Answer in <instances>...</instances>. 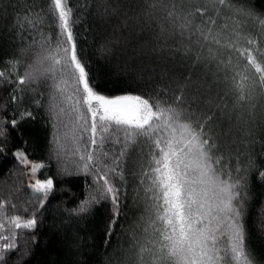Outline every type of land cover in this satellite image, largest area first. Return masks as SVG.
<instances>
[{"label": "trees", "instance_id": "obj_1", "mask_svg": "<svg viewBox=\"0 0 264 264\" xmlns=\"http://www.w3.org/2000/svg\"><path fill=\"white\" fill-rule=\"evenodd\" d=\"M68 3L78 53L97 92L109 98L158 96L168 104L183 94L181 103L191 105L186 116H213V154L222 157L216 167L223 179L230 174L237 184L240 195L234 203L246 249L254 264H264V90L258 74L236 50L259 48L264 53V0H227L225 6L217 0ZM197 8L203 14L196 13ZM170 11L175 15L169 17ZM188 12L194 13L188 17L191 24L182 29ZM249 38L256 44H247ZM58 39L51 0H0V71L6 74L0 78V264H138L140 246L151 247L149 241L158 239L151 226L157 210L146 193L150 180L144 175L156 150L141 137L121 157L123 132L105 134L102 151L95 146L94 163L99 161L101 172L116 168L123 174V179L108 174L121 192L119 218L110 226L108 200L78 211L90 195L99 197L95 168L82 171L76 153L77 147L83 151L90 145V132L79 127L50 74L24 85L17 82L43 57L45 40L54 47ZM254 54L264 63V57ZM39 67L43 70L47 63ZM243 77H248L243 81L246 101L238 99L237 82ZM60 108L65 111L57 115ZM12 119L17 120L15 127ZM16 152L50 165L53 188L47 199L30 187L27 168ZM15 216L22 221L34 217L36 227L15 228L10 223ZM6 243L15 247L4 250ZM220 243L228 247V236ZM143 259L152 264L151 253H144Z\"/></svg>", "mask_w": 264, "mask_h": 264}, {"label": "snow or ice", "instance_id": "obj_2", "mask_svg": "<svg viewBox=\"0 0 264 264\" xmlns=\"http://www.w3.org/2000/svg\"><path fill=\"white\" fill-rule=\"evenodd\" d=\"M217 2L225 6L227 0ZM51 3L58 21L59 39L54 47L50 40H45L48 47L44 49L43 57L37 61V66L26 71L17 82L24 85L34 82L40 75L50 74L56 80L54 88L69 103L71 111L76 113L79 127L85 132H90V145H85L83 151L77 147L76 153L83 162L82 171L88 172L90 167L95 168L99 197L90 195L78 211L85 212L92 204L108 200L112 212L109 223L110 226L115 224L120 215L121 192L110 181L108 174L119 175L121 179L123 174L116 168H105L101 172L96 167L99 161L94 163V154L97 151L95 146L99 145V150L102 151L105 134L122 131L124 148L120 156L123 157L127 148L143 137L151 141L156 150L152 155L150 171L144 175L150 180L146 193L151 194L157 210L151 226L158 233V239L149 241L151 247L140 246L138 264H147L143 259L146 252L152 254V264H254L245 246L243 226L239 222L240 211L234 203L240 195L235 190L237 184L232 182L230 174L223 179L224 173L216 167L222 157L213 154L216 148L215 139L211 134L213 116L202 113L195 120L192 118L194 112L186 116L191 105L186 107L185 103H181L183 94L176 97L174 104H168L158 96L120 95L109 98L97 92L95 86L90 83L87 63L78 53L72 30L75 23L72 19V7L69 6L68 0H51ZM152 7H155V4ZM196 13L203 14V10L197 8ZM173 15L174 11L168 12L169 17ZM192 15L194 13L188 12L184 16L187 23L180 24L182 29L191 24L188 17ZM209 22L215 23L212 20ZM207 31L208 35H211V29ZM201 35L204 33L201 32ZM207 38L205 35V39ZM214 42L219 43V40ZM247 44L255 45L256 41L249 38ZM236 50L258 74V85L264 90V63L254 54L259 53L264 57V53H260L259 48ZM45 63L47 67L41 70L39 65ZM12 67H15V63ZM5 75L4 71H0V78ZM247 79L248 77H243L237 82L240 101L248 99L243 82ZM13 99L15 100V97ZM192 102L197 103L195 99ZM51 107L55 111V105ZM64 111V108H60L56 114H62ZM10 124L15 127L17 120L12 119ZM0 135H3L2 128ZM73 139L79 141L82 137L74 136ZM116 142L120 143V140L117 139ZM15 155L20 158L21 163H29L23 152H16ZM43 167L42 163H33V175ZM260 175L264 176V173ZM30 187L47 199L53 188V181L37 179ZM2 207L3 204H0V208ZM10 223L15 228L34 229L37 221L34 217L22 221L20 216H15L11 218ZM157 224L160 226L156 227ZM3 227V224H0V229ZM226 235L229 246L222 247L220 241ZM2 238L8 239L6 236ZM13 247L14 244L3 245L4 250Z\"/></svg>", "mask_w": 264, "mask_h": 264}, {"label": "rangeland", "instance_id": "obj_3", "mask_svg": "<svg viewBox=\"0 0 264 264\" xmlns=\"http://www.w3.org/2000/svg\"><path fill=\"white\" fill-rule=\"evenodd\" d=\"M24 155L27 157V159L29 161V163L24 164V165L27 168V172H28V176H29V180H30L31 185L34 184L37 179L42 180V181L45 179H51L53 181V176H52L50 165L46 161L32 160L25 153H24ZM33 163H42L44 165V167L38 169L34 175L32 173V164Z\"/></svg>", "mask_w": 264, "mask_h": 264}]
</instances>
